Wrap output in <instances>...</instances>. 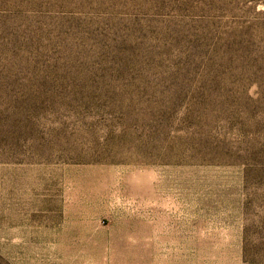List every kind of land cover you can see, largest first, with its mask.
<instances>
[{"label":"rangeland","instance_id":"374dc122","mask_svg":"<svg viewBox=\"0 0 264 264\" xmlns=\"http://www.w3.org/2000/svg\"><path fill=\"white\" fill-rule=\"evenodd\" d=\"M0 264H264V0H0Z\"/></svg>","mask_w":264,"mask_h":264}]
</instances>
